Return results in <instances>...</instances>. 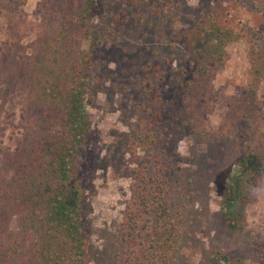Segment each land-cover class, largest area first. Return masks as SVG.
Returning <instances> with one entry per match:
<instances>
[{
  "label": "rangeland",
  "instance_id": "374dc122",
  "mask_svg": "<svg viewBox=\"0 0 264 264\" xmlns=\"http://www.w3.org/2000/svg\"><path fill=\"white\" fill-rule=\"evenodd\" d=\"M113 1L120 19L115 20L112 35L106 33L111 39L99 49L108 51L103 60L105 70L101 88L90 96L91 126L88 142L80 151L92 230L89 264H123L117 259L125 247L120 235L126 206L130 204L135 213L140 210L146 202L141 195L151 198L156 191L151 177L157 173L169 180L163 198L169 200L170 211L179 209L183 215L171 264H205V258L217 248L231 257L245 258L246 264H264V175L256 177L243 222L227 224L220 212L219 193L245 149L236 135L227 138L218 131L236 97L251 100L246 113L257 112L255 121L261 118L264 123V73L254 79L250 47L254 41L264 55V0ZM157 1L166 10L163 22L155 9ZM17 11L14 30L21 37L19 44H28L40 28V0H25ZM7 16L11 14L0 11V52L7 39ZM213 19L221 29L230 21L243 35L225 44L221 62L206 63L210 71L205 81L211 89L205 88L198 107L199 113L206 106L210 109L203 118L209 135H204L182 124L186 115L175 76L191 63L194 41L200 38L191 37L199 31L196 25L207 29ZM155 24L161 32H156ZM153 71L162 73L158 72L163 79L152 78ZM146 76L149 81L141 82ZM24 101L19 93L0 96V151L16 150L29 125ZM150 112L157 121L154 127L160 128L155 141L149 133L153 127L148 123L153 118ZM145 188H149L148 196ZM134 199L138 202L133 204ZM248 250L252 251L250 257H246Z\"/></svg>",
  "mask_w": 264,
  "mask_h": 264
},
{
  "label": "trees",
  "instance_id": "16d2710c",
  "mask_svg": "<svg viewBox=\"0 0 264 264\" xmlns=\"http://www.w3.org/2000/svg\"><path fill=\"white\" fill-rule=\"evenodd\" d=\"M120 1L132 4L135 0ZM113 2L40 0V28L35 38L23 45L19 44L21 37L14 30L17 25L14 15L25 0H0V11L11 14L6 19L7 39L0 52V96L22 95L23 112L27 113L29 123L17 141L16 150L0 151V264H89L91 261L93 249L89 236L92 230L80 151L88 142L91 126L87 108L90 96L101 88L105 70L103 60L108 51L99 49L111 39L114 22L120 19ZM160 2L157 1L155 9L162 14L163 22L166 10ZM215 22L213 19L208 23L207 29L196 25L199 31L192 32L191 37L200 38L194 41L191 63L175 76L186 115L182 124L204 135H209L203 118L210 109L206 106L199 113L198 107L205 88L211 89V84L205 81L210 71L206 63L221 62L225 44L243 35L236 32L230 21L223 29ZM160 28L155 24L156 32H161ZM106 33L111 34L110 38ZM184 39L188 40V35ZM250 47L252 73L254 79L259 80L264 73V55L254 41ZM146 64L151 68V62ZM156 72L150 73L152 78L162 80L160 72ZM147 76L141 82L149 81ZM250 101L236 97L229 104L218 130L227 138L236 135L245 149L219 193L221 215L231 226L245 219L256 177L264 175V123L261 118L255 121V117H259L257 112L246 113ZM151 116V120L148 117L146 120L153 125L149 133L155 141L154 135L160 128L154 127L157 121L154 114ZM165 157L161 154V158ZM151 179L156 190L153 196L145 198L142 194L146 202L136 213L130 209V204L126 206L120 235L125 247L121 258L117 259L123 264L131 261L172 263L171 251L176 249L183 215L179 209L171 212L169 200L163 198L166 183H169L166 176L157 173ZM146 193L148 196V191ZM134 200L133 204L138 202ZM158 208L161 209L156 211ZM141 217L144 220L140 221ZM137 237L142 239L135 240ZM251 252H247L246 257H250ZM205 259V264H246L245 258L231 257L221 248Z\"/></svg>",
  "mask_w": 264,
  "mask_h": 264
}]
</instances>
